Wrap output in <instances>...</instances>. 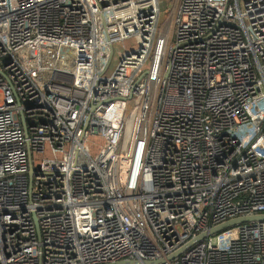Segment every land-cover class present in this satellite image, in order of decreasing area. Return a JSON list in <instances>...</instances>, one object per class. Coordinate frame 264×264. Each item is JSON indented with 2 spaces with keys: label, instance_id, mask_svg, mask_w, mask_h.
Wrapping results in <instances>:
<instances>
[{
  "label": "built area",
  "instance_id": "built-area-1",
  "mask_svg": "<svg viewBox=\"0 0 264 264\" xmlns=\"http://www.w3.org/2000/svg\"><path fill=\"white\" fill-rule=\"evenodd\" d=\"M160 11L0 0V264H264V0Z\"/></svg>",
  "mask_w": 264,
  "mask_h": 264
},
{
  "label": "rangeland",
  "instance_id": "rangeland-1",
  "mask_svg": "<svg viewBox=\"0 0 264 264\" xmlns=\"http://www.w3.org/2000/svg\"><path fill=\"white\" fill-rule=\"evenodd\" d=\"M174 0H161V11H160V17H159V25H161L170 14V10L172 9ZM136 46V40L134 38H129L126 41H116L113 44V54L111 57V60L108 64V67L105 71V75L110 76L114 73L116 68L118 67L123 54L126 50H131L135 48ZM151 65V58H149L146 63L144 64L143 70H147ZM137 97V96H136ZM128 114L133 117L135 114V108L133 103L130 104L129 112ZM133 126V120L130 119L128 122V132L127 137L130 134L131 128Z\"/></svg>",
  "mask_w": 264,
  "mask_h": 264
},
{
  "label": "water",
  "instance_id": "water-1",
  "mask_svg": "<svg viewBox=\"0 0 264 264\" xmlns=\"http://www.w3.org/2000/svg\"><path fill=\"white\" fill-rule=\"evenodd\" d=\"M252 220H260V221H264V214H258V215H252V216H241V217H237V218H234V219H231V220H228L226 222H223L215 227H213L209 233L206 232V233H203L201 234L199 238H203L205 237L207 234H214V233H217L223 229H226L227 227L231 226V225H234L236 223H239V222H245V221H252ZM190 245V243H188L187 245H185L183 247L184 248H187L188 246ZM175 254H172L170 257H173ZM169 257V258H170ZM163 260L162 259H159V260H147L145 261L144 263L145 264H160L162 263ZM142 262L138 259H132V260H119L117 262H114V263H109V264H141Z\"/></svg>",
  "mask_w": 264,
  "mask_h": 264
}]
</instances>
